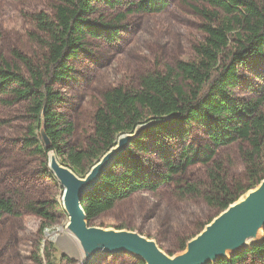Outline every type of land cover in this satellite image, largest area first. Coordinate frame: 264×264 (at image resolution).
I'll return each instance as SVG.
<instances>
[{"label": "trees", "instance_id": "1", "mask_svg": "<svg viewBox=\"0 0 264 264\" xmlns=\"http://www.w3.org/2000/svg\"><path fill=\"white\" fill-rule=\"evenodd\" d=\"M56 1L54 18L45 13L34 17L36 33L31 34V39L41 49V58L34 62L16 53L24 71L17 64L0 62V101L9 106L23 105L31 121L25 148L47 158L54 153L64 159L63 165L85 178L117 146L121 136L134 134L149 123H159L130 144L84 199L82 207L89 223L136 193L155 194L171 185L179 198L201 200L220 215L264 181V88L249 101L235 96L240 68L264 54V0H204L209 8L191 5L204 22L205 35L194 46V59L143 76L137 88L108 91L97 109L95 133L86 148L67 142L74 129L62 111L64 97L58 85L75 78L72 60L88 46V39L111 43L119 37V24L126 15H119L116 22L98 23L94 19L98 6L117 9L130 2ZM131 6L134 8L128 13L159 14L167 3L133 0ZM193 125L207 129L210 145L200 150L185 147L174 158L159 134L183 132L184 137L185 127ZM149 135L156 137L154 146L164 166L162 172L146 168L135 152L147 151L144 139ZM235 144L239 145L246 169L243 181L231 177L230 159L226 161L218 155L219 149ZM197 165L206 169L205 180H186L188 170ZM44 167L53 176L47 161ZM25 212L56 223L55 215L45 207L29 202L21 207L0 193V220L5 216L21 217ZM48 227L42 225V231ZM52 247L51 243L44 246L42 256L37 257L39 262L43 257L46 264H52ZM185 248L184 244L182 250ZM247 256L264 261V238L252 249L217 264H239Z\"/></svg>", "mask_w": 264, "mask_h": 264}, {"label": "rangeland", "instance_id": "2", "mask_svg": "<svg viewBox=\"0 0 264 264\" xmlns=\"http://www.w3.org/2000/svg\"><path fill=\"white\" fill-rule=\"evenodd\" d=\"M165 1L167 6L159 14L128 13L134 8L133 0L117 9L98 6L94 16L98 23L116 22L122 14L126 19L119 24L122 28L116 41L88 39V46L72 60L75 78L58 85L64 97L62 111L74 129L72 136L67 137L70 146L89 145L95 133L97 109L108 91L117 87L137 88L143 76L194 59V46L205 35L204 22L191 5L208 8L209 5L204 0ZM56 4V0H0V62L17 64L24 71L16 53L34 62L41 58V49L31 39V34L36 33L34 17L45 13L54 18ZM240 79L235 96L243 101L254 99L256 91L264 88V54L240 68ZM30 125L23 105L9 106L0 101V193L21 207L28 202L45 207L55 215L56 223L30 212L21 217L2 218L0 264H46L43 257L40 262L37 257L42 256L47 243L53 246L52 264H140L141 260L128 253H98L90 260L85 259L81 246L66 230L70 217L63 205L64 188L44 167L47 161L49 168L52 153L47 158L33 155L25 148ZM185 130L184 137L183 132L158 136L174 158L185 147L200 150L210 145L204 126L193 125ZM155 139L147 136L144 139L147 151L135 149V152L146 168L162 172L164 166L154 146ZM239 150L235 144L219 149L218 155L226 161L230 159L231 177L243 181L246 169ZM55 156L64 163V159ZM205 178L206 169L201 165L191 167L185 176L190 182ZM218 214L201 200L179 198L171 185L155 194L136 193L89 225L107 232L137 233L155 242L169 257L177 258L187 251V242L197 238ZM42 225L49 227L43 232ZM184 244L186 248L182 250ZM239 264H264V261L247 256Z\"/></svg>", "mask_w": 264, "mask_h": 264}, {"label": "water", "instance_id": "3", "mask_svg": "<svg viewBox=\"0 0 264 264\" xmlns=\"http://www.w3.org/2000/svg\"><path fill=\"white\" fill-rule=\"evenodd\" d=\"M157 124L159 123L152 122L139 127L134 134L121 136L117 146L85 178H80L59 161L53 165L49 163L51 172L64 188L63 205L70 217L69 229L79 239L85 259L90 260L98 253H128L145 264H217L221 260H231L233 256L260 244L264 237L261 242L245 247L228 258L225 255L227 248L245 246L250 235L264 229V181L256 189L249 191L243 200L244 196L221 213L197 238L187 244V251L177 258L169 257L155 242L137 233L107 232L89 225L82 207L84 199L99 185L104 173L128 151L130 144ZM42 133L44 135V130Z\"/></svg>", "mask_w": 264, "mask_h": 264}, {"label": "bare ground", "instance_id": "4", "mask_svg": "<svg viewBox=\"0 0 264 264\" xmlns=\"http://www.w3.org/2000/svg\"><path fill=\"white\" fill-rule=\"evenodd\" d=\"M49 163H50V165L57 164V163H58V160H57V158H56L54 155H51V156L49 157ZM248 194H249V193H248ZM248 194H246L241 200H243L245 197H247ZM66 230H67V232H68L70 235H72V237H74V239H75L78 243H80L79 239L76 237V235L74 234V232H72V231L69 229V224L67 225ZM261 234H262V228L259 229V230H257L254 234H252V235L249 236V238L247 239V241H246V243H245V246L242 245L241 247H239V248H237V249H229V248H227V249L225 250V255H226V257L228 258V257H230L231 255L235 254L236 252L241 251V250H242L243 248H245V247H251L252 245L261 242V240H262V238H263V237L261 238ZM80 245H81V243H80ZM81 247H82V245H81Z\"/></svg>", "mask_w": 264, "mask_h": 264}]
</instances>
